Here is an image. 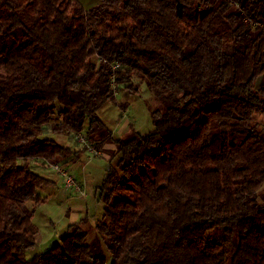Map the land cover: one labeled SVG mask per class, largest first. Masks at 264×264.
<instances>
[{
  "label": "trees",
  "instance_id": "16d2710c",
  "mask_svg": "<svg viewBox=\"0 0 264 264\" xmlns=\"http://www.w3.org/2000/svg\"><path fill=\"white\" fill-rule=\"evenodd\" d=\"M263 75L264 0H0V264H264ZM143 86L165 110L118 139L99 112ZM80 135L116 146L99 230L28 260Z\"/></svg>",
  "mask_w": 264,
  "mask_h": 264
},
{
  "label": "rangeland",
  "instance_id": "374dc122",
  "mask_svg": "<svg viewBox=\"0 0 264 264\" xmlns=\"http://www.w3.org/2000/svg\"><path fill=\"white\" fill-rule=\"evenodd\" d=\"M84 9L89 10L100 3V0H79ZM264 84V75L257 81V87ZM141 95L130 96L119 92L115 103H109L103 107L100 112V118L107 124L115 137L126 138L132 131H137L147 135L154 132V124L151 117L152 110H165L164 104L153 95L146 86L141 88ZM128 104V108L123 107ZM126 125L124 131L122 128ZM87 126L85 127L86 130ZM85 132H83V135ZM62 138H59L61 142ZM68 146L81 145L87 149V146L80 143L79 137L75 141H65ZM85 143V141H84ZM83 143V144H84ZM90 143L86 142L91 149ZM116 148V146L114 145ZM83 150V149H82ZM115 150V149H114ZM114 150H103L102 153L87 151L84 153L83 167L85 174L82 182H78L68 166L61 168L69 171L77 183L83 188V195L74 189H68L65 186V179L52 167L39 169L37 173L51 180L53 183L43 187L38 191V195L43 199L39 205L31 204L33 209V223L38 228L37 245L29 251L27 259L41 255L60 242V239L66 236L67 228L73 222H79L81 219H87L94 229L100 227L104 215V204L99 199V189L103 184L107 170L115 161H109L104 156L105 152L111 156ZM45 166V165H43ZM80 168V171H82ZM67 192V193H66ZM66 193V194H65ZM261 193H264V188ZM71 194V195H70ZM80 198V199H79ZM70 212V213H69ZM77 215V219L75 216ZM96 231L91 230V236ZM96 237L93 238L95 240Z\"/></svg>",
  "mask_w": 264,
  "mask_h": 264
},
{
  "label": "crops",
  "instance_id": "0c3cea01",
  "mask_svg": "<svg viewBox=\"0 0 264 264\" xmlns=\"http://www.w3.org/2000/svg\"><path fill=\"white\" fill-rule=\"evenodd\" d=\"M126 128V125L122 128V130H120L121 132L122 131H124V129ZM66 141V140H65ZM66 144H69V143H66ZM71 148H73L74 150H82L83 149V147L80 145H74L73 147L72 146H70ZM104 149L105 150H114L115 149V147H114V145L113 144H107V145H105L104 146ZM85 155L86 154H83L82 155V158L84 159L85 158ZM102 156H104L107 160H109V161H111V156L110 155H108L106 152L102 155ZM80 159L78 162H76V163H72V164H70V165H68V167H69V169H71V171L73 172L72 174L74 175V177L77 179V181L78 182H82V179H83V176H84V174H85V169L84 168H82L83 167V165H84V163H83V159ZM39 169H42V168H44V169H47L48 167L45 165V166H43L42 164L41 165H39V167H38ZM80 168H82V171H80ZM38 169V170H39ZM45 178V177H44ZM49 180V179H48ZM49 181H51V180H49ZM52 182V181H51ZM53 183V182H52ZM80 184V183H79ZM67 193V192H66ZM65 193V194H66ZM71 195V194H70ZM80 199V198H79ZM70 213V212H69ZM77 215L78 214H76V216H75V218L77 219ZM82 220H86L87 221V228H89V229H92V230H95V231H98L99 230V228L98 229H94L93 227H92V225L89 223V221L87 220V219H81L80 221H82ZM79 221V222H80ZM74 223H78V222H73V224ZM71 225V224H70Z\"/></svg>",
  "mask_w": 264,
  "mask_h": 264
},
{
  "label": "built area",
  "instance_id": "2783aa9c",
  "mask_svg": "<svg viewBox=\"0 0 264 264\" xmlns=\"http://www.w3.org/2000/svg\"><path fill=\"white\" fill-rule=\"evenodd\" d=\"M79 140H80V143H82V145H85V147L87 146L88 151L95 153V151H93V149H91L88 145H86L85 137L80 135ZM84 141H85V143H84ZM47 165H48V167L54 168L65 179V182H66L65 186H66L67 190L68 189H70V190L74 189L76 192H79L83 195L84 192H83L82 186L77 183L76 179L72 175H70L69 171H66L65 169L63 170L61 168L62 165H60V164H47Z\"/></svg>",
  "mask_w": 264,
  "mask_h": 264
}]
</instances>
